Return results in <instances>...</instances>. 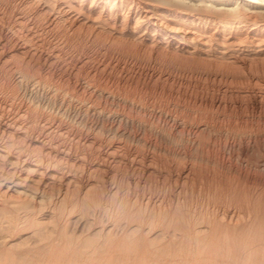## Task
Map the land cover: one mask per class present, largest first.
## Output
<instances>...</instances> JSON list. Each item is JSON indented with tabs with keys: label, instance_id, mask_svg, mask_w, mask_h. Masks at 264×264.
Instances as JSON below:
<instances>
[{
	"label": "rangeland",
	"instance_id": "obj_1",
	"mask_svg": "<svg viewBox=\"0 0 264 264\" xmlns=\"http://www.w3.org/2000/svg\"><path fill=\"white\" fill-rule=\"evenodd\" d=\"M11 7L14 8L11 5H0V110L5 112V119L26 113L19 121L27 128L24 129L25 131L7 129L6 131L9 132L5 135L10 133L7 136L24 147L35 148L36 151L42 149L41 151L44 150V153L52 152L53 155L55 151L49 150V145H47V137L50 134L49 138L55 137L72 149L68 153L65 152V155L61 151L55 152L54 155L57 154L58 158H68L69 162L80 165V168L92 169L90 178H81V181L89 179L93 185L92 188L97 186L105 190L103 197L106 196L108 188L117 186L118 182L121 184L120 186L123 184V188L121 187L116 200L110 198L109 201L106 200L102 204L104 208H90L88 212L83 213L75 209L57 215L54 219L56 225L51 226V223L55 222L52 221L50 224L48 223L49 225L47 224L49 227L41 229L45 232L38 231L37 234H34L33 237L36 235L38 239L39 236V240H36L35 237L33 241L30 237V240L26 238L27 242L20 243L22 238L26 237L23 236L21 239L16 238L15 241L16 243L18 241L19 244L14 246L13 244L16 243L12 241L14 243L10 247L0 239L5 243H0V264H173V262L175 264H195V262L196 264L197 262L198 264H264V72H261L264 71V66L257 63V68H255L250 66L247 61L237 63L239 65H231L215 59H203L196 54L190 55L174 50L165 44L160 47H157L159 45L155 43V46H152L153 43L146 45L140 39L123 38L118 40L107 37L106 34H104L105 36L101 35L102 37L94 36L86 28L79 31V39L78 36L69 33V24L68 27H63L67 28L63 32V28L58 25L52 26L54 31H51L52 34L46 31L39 32L34 28L29 31L27 25L25 26L19 18L18 11L14 9L13 12ZM46 23L43 25H49L51 22ZM83 34L85 37L82 38ZM87 35H90L89 39ZM98 37L100 41H98ZM22 38L27 41L24 42ZM18 66L24 72L28 71L29 76L33 75L35 79H40L42 83L39 82L37 86L34 84L35 86L28 87V92L25 93L21 88L24 87L23 84L17 85L16 75H13L14 70L16 71L15 68H20ZM243 71L244 73H242ZM228 73L229 75H227ZM234 73L239 77L238 75L236 77ZM244 74L246 77H243ZM233 75L234 79L237 78L236 80H233ZM47 88L56 89L59 93L67 91V96L71 93L76 94L79 100H85V102L92 101V104L100 109H98L99 111H105V116L84 115L85 125H83L73 121L72 109L67 116L66 114L57 115L59 113L50 110L45 104L40 107L37 103L39 100L44 103L42 99ZM33 95L34 100L32 99ZM64 130H69V134L64 133L60 136L59 132ZM80 153L85 154L86 158H82ZM135 183L139 188L134 190ZM127 184L132 189L128 188ZM126 187L129 189H127L129 193H127ZM140 191L145 192L146 196L153 194L151 197L163 199L165 207L178 201L177 204L181 209L180 215L177 213L172 222L168 218L169 222L164 223L167 225H163L160 224L161 220L159 222V216L154 214L152 217L155 220H153V223L155 222L153 226L151 225L149 228L146 226V222L144 223L146 225L143 224V227L146 226L144 228L148 229L147 231L144 228L136 229L140 230L139 233L134 229L137 232L136 235L133 230V233L129 232L127 235L126 230H129L130 227L127 225L126 217L131 211L130 209H134L130 205L135 203L132 200L140 195ZM122 192L124 196L132 194L130 197L127 196L129 205L126 208L129 211L125 210L127 211L125 219V215L119 207L123 205L122 199L119 198L123 195ZM134 205L139 206L136 203ZM136 206L135 208H137ZM157 208H155L156 212ZM225 210L232 213L234 217L236 216L234 219L237 220V223L245 220L243 223H248V220H251L252 223V219L256 222L260 219L261 224L253 223L255 226H252L253 224L249 225L248 223V226H251L250 230L248 226L246 229H242L244 231L238 230L241 237L236 231L233 232L236 237L233 235L232 239L230 236L233 233H229L230 236L228 235L226 239L230 240L227 239V243L224 242L225 236H222L224 235L222 229H218V233H214L216 236L220 232L222 234H220L221 237L213 235L216 237V240L212 238L214 242L210 237L205 238L206 241L202 239L203 231L202 235L198 233V237L195 234L196 243L195 237H193L195 231L188 232V230H192L188 229L189 223L191 222V227L193 219L198 221L200 215L212 221L218 214L216 219L220 220V215ZM41 214L38 213L36 218H39ZM75 217L78 220H75L76 223L73 220L76 219ZM204 221L207 220L204 219ZM111 222L115 225L120 223L115 228L113 226V232L107 233L111 236L105 234L106 231L103 233L98 230V226L111 225ZM203 224L198 223L197 226H203ZM206 224L204 226H207ZM120 226L122 229L119 228ZM21 227L19 228V230L21 229L20 233L22 228L27 232L28 229ZM31 229L33 227H30L28 231ZM149 230L150 232H148ZM160 230L166 238L172 236V230L174 234L178 235V240L174 238L176 235L173 237L176 241L182 242L180 240L183 239L185 242L181 244L174 240L176 245L180 244V246H176L173 245L174 243L172 244V238V242L168 243L172 244L173 248L172 245L165 243L168 239L165 240L166 238L161 234L160 237L163 240L158 237L161 240L158 242L162 244L164 241L165 246L163 244L160 246L156 242L158 238L153 236L155 241L151 236L156 231L161 233ZM180 230L183 232L181 231V233ZM151 232L153 234L150 235ZM206 232L208 233V231ZM14 233L19 234L17 231ZM94 233L98 235H94ZM122 233H126L127 236ZM12 234H9L12 238L18 235ZM140 235L144 236L142 240L145 241L151 236L150 238L153 240L149 238L148 241H154V243L149 242V245L146 242L149 247L145 241L139 240ZM181 235L186 238L180 239ZM86 236L91 237L89 241ZM105 236L106 240L108 238L111 243L104 240ZM135 236L140 242L137 243V240L133 239ZM187 238L189 241H191L190 239L195 241L196 246L198 244V247L195 248L194 243L190 242L193 253L191 250L189 252L190 244H188ZM236 238L237 241L239 239V242L236 241ZM82 239H85V243L89 244L81 245ZM132 239L134 244H137H132L133 242L130 241ZM209 239L210 241H208ZM231 240L232 242H230ZM67 243L68 245H66ZM203 243L205 244L202 250L200 246H203ZM153 244L159 246H155L157 250L155 247L153 249ZM184 244H188V248ZM205 245L211 249V252ZM79 246L81 250L87 246L88 248L82 250L83 253H81L78 252V250L81 251L78 249ZM95 246L97 247L95 248ZM182 246L185 248L182 249ZM160 247L162 248L160 249ZM166 247L169 249L171 247V249ZM175 247L178 248L176 252H174ZM180 247L182 251H185H183L184 254L180 251ZM74 248L77 249L74 250ZM215 248L220 252V254H218L219 252L215 253L218 259L216 263L213 262L215 256L212 253V251H218ZM62 249L66 250L67 256H63L64 250ZM126 249L127 251H125ZM159 249L165 251L161 252ZM172 249L174 251H171ZM197 249L201 253L195 251ZM54 251H56L55 254ZM57 251L61 256L57 257L59 255ZM85 251L86 253H84ZM156 251L159 252L157 256L155 255ZM168 251L177 254L176 257H172L174 255L169 254ZM177 251L180 252L177 253ZM194 251L197 254L207 253L206 257L200 255L201 261L200 258H197L198 256L195 257L197 254ZM160 252L162 254L168 252L163 254L166 260ZM75 253H79L80 256H76ZM179 253L183 255H179ZM82 254H84V258L81 256ZM207 255L210 257L211 263ZM64 257H67L65 261ZM170 259L173 262L167 263L170 262Z\"/></svg>",
	"mask_w": 264,
	"mask_h": 264
},
{
	"label": "bare ground",
	"instance_id": "obj_2",
	"mask_svg": "<svg viewBox=\"0 0 264 264\" xmlns=\"http://www.w3.org/2000/svg\"><path fill=\"white\" fill-rule=\"evenodd\" d=\"M0 3H1L0 5L4 4L5 6H10V5L13 6L14 8L11 7L13 9L12 11L14 12L15 11L14 9H16L18 11V13L17 12L16 13L19 14L18 16H19V18H21V20L23 21L25 26L27 25L26 27L28 28V30L29 29L31 30V28H34L36 31L37 30H39V32L43 31V33H44V31H46V32H50L52 34V32H51V31H53L52 26L58 25V27L63 28V27H68L67 25L69 24L70 25L68 27L69 31H70L69 33H72L73 36L74 35L78 36L79 39H80V32L79 31L82 28H86V29H89L93 33L94 36H99V35L101 36V35L106 34V35H108L107 37H111L112 39H118V40H121L123 38H125V39L129 38V40L130 39L131 40L140 39L146 45L148 43H149L148 45H151V43H153L152 46H155L154 45V43H155V44L159 45L157 47H160L161 45L165 44V45L172 47L174 50L176 49L182 53H186V54H190V55L196 54L198 57L200 56L203 59H215L217 61H224V62L231 64V65H235L237 63H244L245 61H247L250 64V66H254L255 68H257V66H256L257 63H261L262 67L264 66V0H0ZM18 16H16V17H18ZM17 20H19V19H17ZM46 22H51V23L50 24L48 23L49 25L44 26L43 24H45ZM21 25H22V23H21ZM49 26H51V27H49ZM22 28H24V27H22ZM64 29L65 28L62 29V32ZM65 30H67V28ZM58 31H60V30L58 29ZM67 35H69V34H67ZM93 35H91V36H93ZM83 36H84V34L82 35V38H83ZM53 37H54V35H53ZM89 37H90V35L88 36V39H89ZM62 38H64V37H62ZM98 39H99V37H98ZM140 40H136V41H140ZM25 41H27V40H24V42ZM98 41H100V39ZM132 42H130V43H132ZM96 43H99V42H96ZM146 45H144V46H146ZM124 51H126V49H124ZM127 53H128V51H127ZM210 61H212V60H210ZM237 65H239V64H237ZM18 67H20V66H18ZM246 68H247V66H246ZM15 69H16V71L14 70L15 73H13V75L14 74L16 75L15 77H16L17 85L23 84L24 87H21V88L24 90L25 93L28 92L27 91L28 87H32L34 84H36V86H37V84H39V82L42 83V81L40 79H38L37 77H36L37 79H35V77L33 75L29 76L28 75L29 72L28 71L24 72V70H22L21 67L15 68ZM250 69H251V67H250ZM256 71H257V69H256ZM259 71H261L260 68H259ZM252 72H250V73H252ZM261 72H264V71H261ZM242 73H244V71ZM257 73H258V71L256 72V74ZM234 74L237 77L238 74H236V73H234ZM256 74H255V76H256ZM227 75H229V73ZM251 75H253V74H251ZM235 76L233 75V80L237 79V78L234 79ZM241 76H242V74H241ZM238 77H239V75H238ZM243 77H246L245 74L243 75ZM39 86H41V85H39ZM43 86H45V85H43ZM66 92L64 93V91L63 92L60 91V93H59L58 91H56V89H53V88L48 89L44 93V97L42 99V100H44V103H41L39 100V103H37V105L40 107H43L45 104L50 110H52V111L54 110V112L59 113L57 115H60V114L61 115L66 114L67 115L68 112L70 111V109H72L73 110L72 111L73 116H71V117H72L73 121L77 124H83V125H85V121L83 118L84 115L96 114L98 116H103V117L105 116V111L104 112L99 111L100 109L98 108L99 109L98 110L96 108V106H94V104H92V101L91 102H88V101L85 102V100L84 101L79 100L77 98L78 95L76 96V94H73V93H71L70 95L67 96ZM61 93H63V94H61ZM32 99L34 100V95H33ZM23 113H25V112H23ZM5 115H6L5 112L3 110H0V239L4 240L7 245H10V247H12L13 245L14 246L17 245V243L19 244V242L17 241V243H16L15 240H16V238L21 239L23 236H26V237L22 238L20 243L21 242L25 243L26 238H28V240H30V237L33 240L36 237V235H35V237H33L34 234H37L38 231H40L42 233V231L44 230V227L46 229V226L48 223L50 224L52 221H55L54 219L56 218L57 215H61L65 212H70V211L75 210V209H78L82 213L85 211L88 212V210H90V208L101 209V208H104V207H102V204L105 203L106 200L109 201L108 199H110V198L111 199L113 198L112 200L117 199L118 193L120 192V189L123 186V184H122V186H120L121 184L118 182L119 183V185H118V183L116 182L117 184L116 183L115 184L117 186L108 188L109 190L106 192L107 193L106 196L103 197V192L105 190H103L97 186H96L97 188L96 187L92 188L93 185H91L92 183L89 182V179H86V181H84V182L81 181V178H90V174H91L92 169L84 168V167L80 168L79 167L80 165L78 166L74 163L69 162L68 158L67 159H63L61 157L58 158L56 156L57 154L54 155L55 152H59V151L64 152V155H65V152L68 153L69 151L72 150L70 147H68L64 144L65 142L58 140L55 137L49 138L50 137V134H49V136L47 137L48 138V144L47 145H49V148H48L49 150L51 149V151H55L52 155V152H45L44 153L43 152L44 150L41 151L42 149L39 151L38 150L36 151V150H34L35 148L29 149V147H24L23 145L19 144V142L17 143L14 140H12V138H9L7 135H9L10 133L5 135L6 133L9 132V131L8 132L6 131L7 129L13 128L15 130H24L27 128V126L25 127V125H22L19 121V119L22 118V116L24 117V115L22 113L14 115L10 118L8 117V119H5V117H4ZM55 127H57V126H55ZM49 129H50V127H49ZM64 133L69 134V130L68 131L67 130L66 131L65 130L60 131L59 135L61 136ZM41 136H43V135H41ZM68 138H69V136H68ZM76 147H78V146H76ZM76 151H79V150H76ZM82 154H81V156H83L82 158H86L85 154L84 155H82ZM62 155H63V153H62ZM85 160H87V159H85ZM94 171H96V170L94 169ZM92 177H93V175L91 176V178ZM101 179H103V178H101ZM112 179H113V177H112ZM112 185H114V184L112 183ZM128 185L129 184H127L126 186H128ZM136 185L137 184L135 183V185L133 187L134 190L136 188H139L138 185L137 186ZM129 187L131 188V186H128V188ZM128 188L126 187V191ZM137 191H138V189H137ZM146 191H148V190H146ZM141 192L142 191H140V195H138L139 197L135 194V196H137L138 198L137 197L135 198V196H134L135 200H132V201L133 202L135 201V203L138 205H139V203H137L136 201L140 202L143 205V207L141 204L139 206H136V205H134L135 204L134 203L133 204L134 206H133L130 203L131 204L130 206L134 207V209H130L131 211L127 210L126 207H127V205H129V199L128 198L132 194L131 195L127 194V196L129 195V197H127L126 195L124 196V193L122 192L123 195L121 197H119L120 199H122V203H123L122 206L121 205L119 206L121 211L123 212V215H125V213L127 211H129L127 214V217H126V215L124 216V219L126 217L127 218L126 220H128L127 225H129L130 229L132 228L131 231H130V229L126 230L124 228L127 231V232L125 231L127 233V235L129 234V232H132V230L134 231V229L135 230L136 229L142 230L146 226L147 227H149V226L151 227V225L153 226V224L155 223V222L153 223L154 218L152 219L154 214L159 216V218H160L159 222L161 220L160 224H163V225H167L164 223L169 222L168 218H170V222H172V221H174L173 219L176 218L177 213L180 215L181 209L178 206L179 204H177L178 201L177 202L173 201L175 204L172 202L173 205L169 204L168 207H165V206H163V201H162L163 199H161L159 197H157V198L151 197L153 194L152 195L148 194L149 196H146L144 194L145 192L144 193L143 192L141 193ZM127 193H129V191H127ZM169 203H171V202H169ZM135 206L137 208H135ZM155 208H157V212H156ZM125 210H127V211H125ZM122 212H121V215H122ZM38 213H42V214H41V216H39V218H36V217H38V215H37ZM145 214H146V216H145ZM80 216L82 217V215H80ZM167 216H169V217H167ZM202 216L200 215V219H202L201 221H200V219L198 221H196L197 219L196 220L193 219L196 222H194L192 220L193 224H191V227H190V223H191L190 222L189 226H188V229H192L191 231L188 230L189 233H191L192 231H195L194 236L192 235L193 237H195L194 238L195 241L197 240L196 236L198 235V233L201 234L203 231L204 232L208 231L209 234L207 232H206L207 234L203 232L204 235L201 234L203 236L202 239L205 240V238L208 239L210 237L211 241L213 240L212 238H214L216 240V237L220 236L221 232L217 236H216V234L214 235V233H216L218 229H220V230L222 229V231H223L222 234H224V235H222V234L221 235L225 236V239H224V242H225L228 239V238L226 239V237L228 235L230 236L229 233H231V232L233 233L236 231L238 232V230L244 231L242 229H244V228L246 229V227L248 226V223H249V225H251L253 223L254 224L257 223L258 225L261 224L259 218H255V219H259V221L257 220V222H256V220L253 221V219H252V223H251V220H248L249 221L248 223H243L246 220L243 222L239 220L240 222L238 221L239 223H237V220L234 219L236 216L234 217V215L232 213H230L228 210H225L220 215V220L216 219L218 214L216 215V217L212 221L208 220L207 218H203ZM221 216H222V218H221ZM258 216H260V215H258ZM75 218L76 219H73V220L76 223L75 220H77V217H75ZM88 219H89V217H88ZM204 219L207 221L203 222ZM222 219L223 220L225 219V220L221 221ZM73 220H70V221H73ZM157 221H158V219H157ZM86 222H88V221H86ZM145 222L147 223V225L144 224ZM54 223H56V221L53 222V224L51 223V226L56 225ZM111 223H112L111 225H101V227L98 226V230L100 232H103V233L106 231L105 234H107L108 232L111 233L112 229H114L116 226H119V224H120L119 223L118 225H115V224H113V222H111ZM187 223H186V225H188ZM198 223H201V224L207 223L206 224L207 226H204V224H203V226H200V225L197 226ZM143 224L146 226L143 227ZM175 224H177V223H175ZM254 224L252 226H255ZM127 225H126V227H127ZM168 225H169V223H168ZM20 226H22L28 230L30 227H33V229H31L30 231L27 230V232H29V233H27V232L23 231V228L21 227L23 232L21 231V233H20V230H21V229L19 230ZM113 226H114V228H113ZM169 226H171V225H169ZM47 227H49V226H47ZM180 227H183V226H180ZM249 227H251V226H248V229H249ZM119 228H121V226ZM41 229H43V230H41ZM15 231L19 232V234L14 233ZM136 231H134L135 235L138 231L140 233V230H138L137 232ZM161 231L162 230H160V232ZM181 231L182 230H180V232ZM40 232H39V234H41ZM43 232H45V231H43ZM95 232L99 233L97 231H95ZM148 232H150V230ZM176 232H177V230H176ZM10 233H13L12 235H14V234H18V235H17V237L15 235V236H13L15 238H12L9 235ZM96 233H94V235H98ZM123 233H124V230H123ZM123 233H122V235L125 236L126 233L125 234H123ZM132 233H130V234H132ZM163 233H164V231H163ZM189 233H188V235H189ZM151 234H153V232H151L150 235ZM161 234H162V232L159 233L156 231V233L154 232V235H151V236H152V238H154V237L158 238V237H160ZM171 234H172V236L169 237L170 241H169V238L164 237L165 234H162L163 237L166 238L165 240L168 239V241L165 243H168V242L170 243L173 241L172 244L174 243L173 245H176L177 244L176 242H179V241H176L178 235L174 234V232H172V230H171ZM184 234L186 235V233H184ZM195 234H196V236H195ZM107 235L109 236L110 234H107ZM133 235H131V236H133ZM175 235H176V237H174ZM213 235L216 237H213ZM233 235L235 236V234L233 233L231 235L232 237L230 236V238L233 239ZM238 235H239V232H238ZM242 235H243V233H242ZM41 236H42V234H41ZM147 236H148V234H147ZM151 236L148 237V240L151 239L150 238ZM239 236L241 237V233ZM86 237H87V239L89 238L88 241L91 238L88 236H86ZM140 237L141 238L139 240L144 242L145 240H142V238H144V236L142 237V235H140ZM173 237L176 239H174ZM182 237L184 239L186 238V237H184V235L183 236L181 235L180 239ZM109 238H112V237H109ZM155 238H154V240H155ZM172 238H173V240L171 241ZM188 238H191V237L188 236ZM188 238L186 240H188ZM223 238H221V239H223ZM237 238H236V241H237ZM114 239H115V237H114ZM129 239H131V238H129ZM133 239L137 240L138 237L136 238V236H135V238H133ZM133 239L130 240L131 242H133L132 244H134ZM160 239L163 240V238H161V237H160ZM160 239L158 238L157 241L156 240L155 241L158 242ZM198 239L200 240L201 238L199 237ZM210 239L208 241H210ZM2 240H0V243H4V242H2ZM36 240H39V236H38V239L36 237ZM77 240H79V239H77ZM84 240H83L84 243L82 242L83 244L81 243V245H84V246H85V244L88 245L89 243H85L86 240L85 241ZM104 240H106V236H105ZM107 240H108V242H110V240L108 238H107ZM139 240H137L136 242L138 243ZM148 240L145 241V244L148 245L149 242L154 243V241H148ZM151 240H153V239H151ZM161 240H160V242H161ZM190 240L191 241L188 240L189 242L187 241L188 244H190V242L191 243L193 242L192 239H190ZM218 240H219V237H218ZM229 240L230 239H228V241ZM12 241H15L16 244H13L14 242L12 243ZM111 241H113V240H111ZM180 241L183 242V239ZM195 241L193 242L194 245H195ZM208 241H207V243H208ZM146 242H148V243H146ZM156 242H155V244H156ZM182 242H179V243L182 244ZM200 242H201V240H200ZM202 242H204V241L202 240ZM213 242H214V240H213ZM230 242H232V240ZM237 242H239V239ZM68 243L66 245H68ZM137 243H135V244H137ZM163 243H164V241H163ZM196 243H197V241H196ZM205 243H203V246H200V247H202V250L204 248ZM226 243H227V241H226ZM119 244H121V243H119ZM157 244L160 246L162 245L159 242ZM172 244H169V245H172ZM218 244H219V242H218ZM149 245H150V243H149ZM158 245L153 244V249L155 246H158ZM187 245H185V246H187ZM84 246H82V247L84 248ZM97 246H95V248ZM130 246H131V244H130ZM163 246H165V245L163 244ZM176 246H180V244H178ZM188 246H187V248H188ZM205 246H207V245H205ZM210 246H212V245H210ZM227 246H229V245H227ZM46 247H44V249H46ZM66 247H65V249L68 248V247L67 248ZM183 247L184 246H182V249L185 248V247L184 248ZM189 247L191 248V244ZM197 247H198V244L195 248H197ZM87 248H88V246H87ZM87 248H84V249H87ZM161 248L162 247H160V249ZM173 248H174V246H173ZM175 248H176L175 251L173 249L171 251L176 252V250L178 248L177 247H175ZM187 248H186V251H187ZM190 248H189V252H190V250L192 252L193 248H191V249ZM217 248H219V247H217ZM76 249L74 248V250H76ZM78 249H80V246ZM84 249H82V250L84 251ZM151 249H152V246H151ZM155 249H156V247H155ZM160 249H159V251H161ZM167 249H169V248H167ZM167 249H166V251H167ZM170 249H171V247H170ZM207 249H208V246H207ZM62 250H64V249H62ZM82 250L81 251L78 250V252L83 253ZM208 250H210V252H211V249H208ZM216 250H218V249H216ZM125 251H127V249ZM163 251H165V250H163ZM163 251H161V252H163ZM180 251H182L181 247H180ZM180 251H177V253ZM183 251H182V253L184 254L185 251L184 252ZM195 251L198 252L199 250L197 249ZM195 251H194V253H196ZM226 251H227V247H226ZM229 251H228V253H229ZM55 252L56 251H54V254H55ZM65 252H66V250H64V253H62L60 251V253H62L63 256L66 255ZM88 252L89 251L87 250V253ZM128 252H131V251H128ZM168 252H164V253H168ZM170 252H169V254L174 255L172 257H176L177 254H175L174 252H172V253H170ZM216 252H219V250L215 251V252L212 251V253H214L213 254L214 256H215ZM221 252H222V250H221ZM238 252H239V250H238ZM84 253H86V251ZM151 253H152V251H151ZM188 253H185V254H188ZM200 253H198L199 255L197 253H196L197 255L194 254L195 257L198 256L197 258H200L199 257L200 255L205 256L207 254L205 252H203V254H200ZM58 254H59V252H58ZM75 254H76V256L77 255L80 256L79 253H75ZM157 254L159 255L158 251H156L155 255L157 256ZM163 254H162V256H163ZM183 254L179 253V255H183ZM218 254H220V252ZM52 255H53V253H52ZM83 255L84 254H82L81 256L84 258ZM155 255H153V256H155ZM59 256H61V254L57 255V257H59ZM162 256H161V258L163 259V257H164V259L166 260L165 256H163V257ZM169 256H171V255H169ZM189 256H190V253H189ZM207 257H209V256L207 255ZM214 258H215V261H213V262L216 263L218 259L216 258V256ZM60 259H63V258L60 257ZM65 259H67V257L66 258L64 257V261H65ZM162 259H161V261H162ZM199 260L202 261L201 258ZM210 260L211 259L209 257V261ZM48 261H50V259ZM58 261H59V258H58ZM171 261L173 262V260L170 259V262H167V263H172ZM229 261H231V260H229ZM62 262H63V260H62ZM203 263H206V262H203ZM210 263H211V261H210ZM173 264H175V263L173 262ZM195 264H196V262H195ZM197 264H198V262H197Z\"/></svg>",
	"mask_w": 264,
	"mask_h": 264
}]
</instances>
